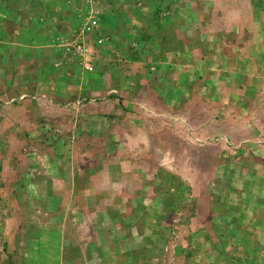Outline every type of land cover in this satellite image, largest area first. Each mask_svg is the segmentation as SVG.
Listing matches in <instances>:
<instances>
[{"label": "rangeland", "instance_id": "obj_1", "mask_svg": "<svg viewBox=\"0 0 264 264\" xmlns=\"http://www.w3.org/2000/svg\"><path fill=\"white\" fill-rule=\"evenodd\" d=\"M228 41L243 74L198 63ZM179 44L241 101L158 117ZM0 264H264V0H0Z\"/></svg>", "mask_w": 264, "mask_h": 264}, {"label": "crops", "instance_id": "obj_2", "mask_svg": "<svg viewBox=\"0 0 264 264\" xmlns=\"http://www.w3.org/2000/svg\"><path fill=\"white\" fill-rule=\"evenodd\" d=\"M180 27L182 28L181 30L184 31V25L189 26V22L187 18L182 17L178 21ZM198 24V23H197ZM204 26V23H202ZM203 26L199 25L197 29L201 30L200 32L203 33ZM168 29V27H166ZM199 32V33H200ZM200 33V34H201ZM156 36L160 37V39L164 40L166 39L165 45H168V38L170 37H179V34H172L169 31H164V29H157L155 31ZM168 39V40H167ZM226 45V46H225ZM224 46H216L212 47L209 51H206L210 55V59L206 60L205 59V51H199V56H198V63L199 64H204L207 65V68H211L214 71H216L214 74H220L219 71L225 70L228 74H233V70L237 73L241 72L243 70V59L241 53L239 52L240 48H235L232 47L231 45L229 46V41L226 42ZM235 49V50H234ZM204 50V49H203ZM241 50V49H240ZM234 52V54H233ZM231 53V54H230ZM160 64L163 65L162 68H164V73L163 76H160L156 80L154 79L153 82L150 84L153 87V91L155 95H157V102L161 104H166V105H172V110L169 111V109L166 107L165 110H158L157 111V116L162 115L163 117L168 120L169 118L171 119L173 117V105L175 102L180 101L182 103L181 105V114H180V119L183 121L184 118H187L189 115V112L186 111L184 108V105H186L187 101H191V97L193 96V86L197 87V92L199 93L198 99H205L204 96V90L205 86L208 85L210 88H213L214 94L211 96L208 100H220L223 102H227L228 99H225L224 97L219 98L218 89L217 87H227V90H229L228 95L230 96V88L231 86H235L232 88V92H235L237 94H240V97L237 98L238 101H241V94L245 92V88H242L241 83H233V82H228V81H222L220 77H217L216 79H213L210 82H207L205 80H200L199 78L190 80L186 77H181L175 73V71L179 70H174L175 68H185L190 72L191 67L194 66H199V64H194L191 63L189 60V56L187 55V51L185 50V47H183V44L177 45L175 48L173 47H165L164 49L160 50ZM237 55V56H236ZM174 70V71H173ZM243 74V72H241ZM176 74V77L174 76ZM161 75V74H160ZM221 75V74H220ZM230 81V80H229ZM215 86V87H214ZM179 89L182 91L181 96L179 95L178 91ZM225 92L226 89H220ZM203 91V93H202ZM218 93V94H217ZM223 95H227L226 93ZM236 100V101H237ZM240 103V102H238Z\"/></svg>", "mask_w": 264, "mask_h": 264}]
</instances>
